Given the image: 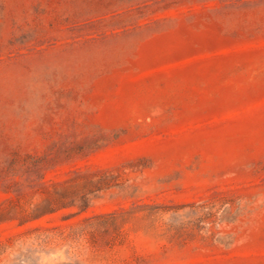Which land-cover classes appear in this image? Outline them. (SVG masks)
<instances>
[{"label": "rangeland", "instance_id": "rangeland-1", "mask_svg": "<svg viewBox=\"0 0 264 264\" xmlns=\"http://www.w3.org/2000/svg\"><path fill=\"white\" fill-rule=\"evenodd\" d=\"M0 264H264V0H0Z\"/></svg>", "mask_w": 264, "mask_h": 264}]
</instances>
